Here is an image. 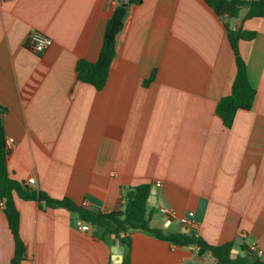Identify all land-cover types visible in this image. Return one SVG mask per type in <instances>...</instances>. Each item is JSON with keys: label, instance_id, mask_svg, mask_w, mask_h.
I'll return each mask as SVG.
<instances>
[{"label": "crops", "instance_id": "obj_1", "mask_svg": "<svg viewBox=\"0 0 264 264\" xmlns=\"http://www.w3.org/2000/svg\"><path fill=\"white\" fill-rule=\"evenodd\" d=\"M120 3L0 0V107L6 139L15 140L11 177L55 199L87 202L94 212L123 210L126 188L151 184L154 228L231 243L237 256L246 247L259 257L256 246L264 259V17L243 22V11L228 21L256 33L239 50L257 89L253 109L239 111L228 128L216 109L232 93L236 55L225 22L205 0L131 5L106 86L78 80V62L98 61ZM34 31L54 41L42 54L31 50ZM15 203L27 245L22 264H114L113 236L100 240L65 208L17 193ZM163 207L179 218L194 212L195 225L170 222ZM14 256L0 198V264ZM216 262L198 247L132 235L131 264Z\"/></svg>", "mask_w": 264, "mask_h": 264}, {"label": "trees", "instance_id": "obj_2", "mask_svg": "<svg viewBox=\"0 0 264 264\" xmlns=\"http://www.w3.org/2000/svg\"><path fill=\"white\" fill-rule=\"evenodd\" d=\"M225 22L229 31V39L236 55L237 75L233 83L231 95L224 97L218 103L216 114L226 127L231 128L239 111H250L255 105L257 89L252 85L248 67L240 54L239 43L243 40H253L255 32L244 30L243 27L231 29L228 21L241 17L246 11L243 22L264 17V0H205ZM141 0H125L114 10L109 19L102 51L97 62L81 60L77 64L78 80L91 84L97 90H102L109 78L111 65L116 57L117 40L125 27L129 7ZM125 4H127L125 6ZM0 107V198L4 203V211L9 228L15 238V256L11 264H22L27 257V245L21 238V215L15 203V193L24 200L44 203L46 208H65L76 214L84 222L96 230L100 240L108 241L113 234L116 239L124 242L126 254L124 264H131L132 235L137 231L151 234L161 240L175 244L178 247H198L201 253H210L216 259V264H264V259L255 257L253 252L244 248L245 256L233 258V245H211L201 236H191L189 233H165L152 226L155 208L151 205L152 185L143 184L125 189L123 210L110 212H94L79 206L69 198L55 199L47 193L34 190L25 183L14 180L9 172L8 159L11 154L7 146L3 114ZM115 242V241H114Z\"/></svg>", "mask_w": 264, "mask_h": 264}, {"label": "built area", "instance_id": "obj_3", "mask_svg": "<svg viewBox=\"0 0 264 264\" xmlns=\"http://www.w3.org/2000/svg\"><path fill=\"white\" fill-rule=\"evenodd\" d=\"M117 1L120 3L122 0H117ZM29 42L31 44V50L35 52L36 54H42L46 52L54 44V41L51 37L45 35L44 33L38 32V31H34L30 34ZM6 142H7L8 148L11 149L12 145L15 143V140L13 138H9L7 139ZM28 183L29 185H36L37 181L32 178L29 180ZM82 206L84 208L89 209L88 208L89 205L87 202H84ZM159 211L170 222L173 219H179L180 223L185 227H190V226L195 225V221L193 220L195 216L194 212H190L187 216H183L179 218L178 212L174 209L163 207V208H160ZM81 229L83 231H89L91 227L90 225H85V226H82ZM253 250H255L258 253L259 257L263 255V251L258 250L256 246H254Z\"/></svg>", "mask_w": 264, "mask_h": 264}, {"label": "water", "instance_id": "obj_4", "mask_svg": "<svg viewBox=\"0 0 264 264\" xmlns=\"http://www.w3.org/2000/svg\"><path fill=\"white\" fill-rule=\"evenodd\" d=\"M127 4H125L126 6ZM154 197L156 195V191L153 190ZM185 233L191 234V236H195V232H191L189 229L184 230ZM113 238L116 239L117 236L113 234ZM125 254H126V246L124 242L116 239V245L112 247V260L114 264H124V259H125ZM245 254L243 253L242 256ZM233 258L237 257V254L233 252Z\"/></svg>", "mask_w": 264, "mask_h": 264}]
</instances>
